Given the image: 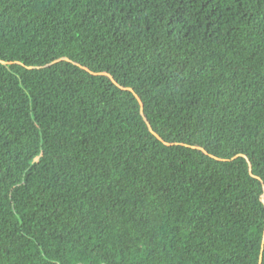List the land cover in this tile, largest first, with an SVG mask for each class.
I'll use <instances>...</instances> for the list:
<instances>
[{
	"label": "trees",
	"instance_id": "16d2710c",
	"mask_svg": "<svg viewBox=\"0 0 264 264\" xmlns=\"http://www.w3.org/2000/svg\"><path fill=\"white\" fill-rule=\"evenodd\" d=\"M0 264H264V0H0Z\"/></svg>",
	"mask_w": 264,
	"mask_h": 264
}]
</instances>
